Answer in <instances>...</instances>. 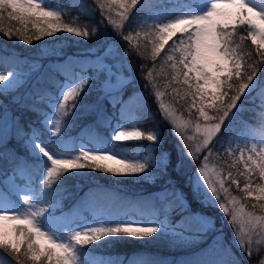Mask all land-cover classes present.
<instances>
[{"label": "snow or ice", "instance_id": "1", "mask_svg": "<svg viewBox=\"0 0 264 264\" xmlns=\"http://www.w3.org/2000/svg\"><path fill=\"white\" fill-rule=\"evenodd\" d=\"M70 6L85 16L99 12L100 20L89 29L87 24L76 23L79 15L65 23L70 9L52 0H0V35L28 46L61 33L87 40L97 36L106 23L128 42L129 48L123 51L125 60L135 54L152 62L151 68L142 64L140 71L146 86L154 89L162 119L179 141L176 155L173 158L170 150L163 149L158 130L145 132L138 126L145 116L154 118L144 106L138 107L140 114L133 117L127 102L117 100L123 122L113 126L99 110L101 98L97 97L95 103L87 100L94 83L104 98L116 99L123 91L125 80L113 71L116 65L107 62L120 51L114 41H101L94 50L88 49L83 59L96 63L78 70L67 59L63 69L47 70L34 61L36 80L32 90L18 99L14 97L13 102L35 113V123L40 126L22 125L15 113L0 105V143L13 129L19 135L27 128L24 146L30 162L17 165L13 171V180L20 176L23 187L0 191V264H164L140 254L122 258L91 253L98 245L125 237H160L183 244L217 232L215 217L192 212L184 193H174L181 212L178 220L172 219V201L152 205L147 218L114 219L110 212L99 211L91 220L77 222L72 216L61 220L52 211L56 204L49 203L47 197L63 188L66 178L84 172L150 176L153 170L167 172L169 167L182 171L186 160L199 161L188 176L193 199L203 207L219 209L233 228V245L249 260L256 257V264H264V111L257 112V108L264 109V84L258 75L264 67V0H70ZM5 19L18 27L5 26ZM126 27L129 30L124 34ZM245 41H250L251 50ZM47 51L45 44L40 56ZM157 63L161 65L160 74H164L165 66L170 70L165 87L171 88L176 103L191 101L187 111L191 117L195 110V120L184 119L174 107L161 102L164 93L153 77ZM23 83L15 66L0 72V96L19 91ZM245 97L251 99L252 108L244 107ZM86 109L89 114L96 111L97 120H103L109 128L108 135L90 132L85 139L68 134L74 115ZM243 111L259 116L260 126L242 120L239 127H234L233 121ZM193 127L195 135L189 136ZM141 140L149 141L147 148L156 154L143 158L130 155L129 142ZM217 148L223 152L215 151ZM212 158L221 165L210 166ZM228 158H233L231 163H225ZM234 190L243 193L245 200L254 201L250 205L253 211L245 210L232 195ZM91 203L103 206L96 197ZM222 252L231 258L225 259ZM184 264H240V260L218 234L202 258Z\"/></svg>", "mask_w": 264, "mask_h": 264}, {"label": "trees", "instance_id": "2", "mask_svg": "<svg viewBox=\"0 0 264 264\" xmlns=\"http://www.w3.org/2000/svg\"><path fill=\"white\" fill-rule=\"evenodd\" d=\"M54 4L63 5L66 8H69L70 11L68 15L65 16L64 22L71 23L74 17L79 15V20L76 23L80 26H84L87 24L89 29L92 26L97 25L98 21L100 20V14L97 12L95 16H85L81 15L76 8H71L70 0H52ZM91 3V0H89ZM139 17V13L137 14ZM5 26H12L18 27L16 22L9 21L5 19L3 21ZM129 29L126 27L124 29V34H127ZM104 41L105 43L109 41H114L118 46L120 51L115 55V59L112 58L108 59L107 62L111 60H118L121 62V65H125L124 72L125 74L131 75V81L123 88V91L120 95L116 96V99H113L112 96L108 98H104L100 91L98 90V84L94 83L93 88L91 89V94L87 97L89 103H95L97 101V97L101 98L100 103V112L102 114L107 115L108 119L111 120L112 125H116L117 123H122L121 120V107L117 104V100L122 99L123 101L127 102L131 97L136 95L137 91L144 90L145 94L143 93V103L139 102L135 107V116L139 115L136 109L140 106H144L145 111H150L153 114V119H149L145 116L143 122L138 125L141 127V130L147 132L151 130H158L160 135V140L162 142L163 149L170 150L173 154V158L176 155V145L179 143L177 137L173 135V130L171 126L161 117V112L158 109V101L153 95L154 89L146 86V81L143 78V75L140 71V66L142 64H146L148 68L152 67V62L150 60L145 61L138 58L135 54H130L127 59L123 57V51L129 48V44L126 41H123L119 35L112 31L111 28L105 25L100 28L99 33L95 37H91L87 40L83 38H78L74 36H70L66 33L58 34L55 38H49L47 41H34L31 46L18 43L15 38L12 40H8L6 37L0 35V71H9L12 70L15 66V69L21 70L23 72L30 71L32 69V64L34 61L38 60L39 63L45 64L54 58L61 59L62 57L65 58L66 56H85L88 54V49H93L94 46ZM141 43H144L141 40ZM171 43V41L169 42ZM47 44L48 51L44 56H40V49L42 46ZM58 44V45H57ZM246 47L251 50L252 46L250 41H245ZM167 47V46H166ZM150 50V45H149ZM62 58V59H63ZM250 62V61H249ZM131 65L129 67L128 65ZM161 65L157 63L156 71L153 73L154 83L158 86V89L164 93L162 97V101L170 103L178 112L182 115L195 119L197 114L195 110H192L191 117L187 111L188 104L191 103L189 100L188 103H184L181 100L179 103L173 99V94L171 93V88H166L165 85L167 81L170 79V70L165 66L164 74H160ZM260 76V82L264 84V67H262L261 72L258 73ZM54 79H59V77L54 76ZM32 81V77L27 80L26 83L23 84L22 87L19 88V91H10L5 93V95L0 96V105L3 107L8 108L10 113H15L20 120L22 125H29L30 123L33 124L35 127H39L38 123H35L38 120V117L35 113L26 111L20 105H17L13 102V98H19L20 96L24 95L26 90L29 88ZM176 86V85H173ZM143 92V91H142ZM234 94V93H233ZM116 95V94H115ZM255 95V93H253ZM244 107L245 108H252L253 104L249 97L244 98ZM256 104H259V100L256 101ZM264 111V109L257 108V112ZM215 115V113H213ZM260 119L259 116L255 115L251 111H243L237 114L236 119L233 121L234 127H239L240 122L247 121L251 125L255 127H259V123L257 121ZM27 131L25 128L21 133L18 135L16 131L13 129L10 135V139L7 143L0 147V191H4L6 189L3 188L1 180L4 177L9 176L13 173L14 169L17 165L23 166L26 163L30 162L27 160V153L24 146V132ZM109 128L105 126L103 120L98 121L96 111H91L89 114V110H85L83 114L76 113L74 115V123L70 127L68 134L73 137H84L87 138L90 132H98L101 135H108ZM149 141L142 140V141H135L129 142L128 152L129 154H139L141 158L148 156L151 153V150L147 148ZM217 152H223V149L217 148L215 149ZM238 153V152H237ZM155 155L156 153H151ZM238 156V154H237ZM233 158H228L225 163H231ZM212 161L218 167L221 165V161L212 158ZM199 166V161L195 163H191L188 160L185 161V167L182 171H176L173 167H169L167 172H161L159 170H153L157 176L156 183H148L144 182H133L129 179H120L119 181L116 180L115 176L104 174L100 172H84L79 175L66 178L64 181V187L59 188L50 195H48L47 199L49 203L51 201L57 200L61 198L63 201V206L57 210L56 213H59L60 216L57 219H63L64 217L72 216L78 222H82L84 217H91L95 212L101 208V204L93 205L91 200L89 205L86 207L83 205V199L85 198L86 193L91 188H103L104 191L108 195L109 204L106 205V208H110V211H106L107 213H111L114 219H120L124 217V219L128 216L129 213L138 214L140 217H147L146 212H141L145 206L151 208L152 205H159L162 204L167 198L164 196L163 199H156L153 200L150 196L156 195V192L162 189V186L171 185L174 186L176 189H179L182 193H184L187 198L188 202L191 206L192 212H202L207 215H211L215 217V224L218 226H222L224 228L225 222H227L226 217H222V212H220L217 208L211 207H203L200 203L192 197L191 187L188 183V176L191 175L195 168ZM239 170L243 171L242 164L238 165ZM227 170V169H225ZM235 171V169H233ZM16 179L24 183V180L17 176ZM102 182L110 183V184H122L125 185L129 189L130 196H134L140 194L142 196H147L150 198H145L146 201H143L145 204L139 205V211L136 209H112V201L120 198L122 196L123 190L120 188H115L113 190L109 189L108 187H103ZM131 192V193H130ZM232 195L236 196L240 203L245 205V208L248 211H253L250 207L254 201L252 200H245L243 197V193L239 191H232ZM103 196H96L101 201ZM174 196L170 197L173 198ZM106 198V197H104ZM168 198V199H170ZM114 202V201H113ZM81 205L83 209L78 211L77 209L73 210V206ZM175 210L172 213V219L178 220L180 219L181 212L179 206L174 207ZM152 210V208H151ZM150 212V211H149ZM76 213H79V216H76ZM143 213V216H142ZM126 214V215H125ZM186 213H183V215ZM56 216V214L54 213ZM221 215V216H219ZM224 216V215H223ZM226 231L227 234H230L228 230L220 229V232ZM206 242L203 245H208L212 238V233L209 232L207 235ZM163 240L167 242L164 238L158 239V241ZM162 242V241H161ZM231 248V252L235 253V255L239 258L240 264H256V257H253L252 260H249L245 255L236 251L233 246H226ZM209 249V248H208ZM207 249L199 250L200 253H196L195 256H198L201 253H206ZM93 255H102V256H112V257H132L136 254H140L146 258H151L154 260L163 261L164 264H176V259L178 254L169 248H165L164 243L154 244L151 239H144L138 240L133 238H121V239H114L110 240L108 243L103 245H98L93 249L91 253ZM264 254V253H262ZM201 258V257H200ZM229 258L230 255H229Z\"/></svg>", "mask_w": 264, "mask_h": 264}, {"label": "rangeland", "instance_id": "3", "mask_svg": "<svg viewBox=\"0 0 264 264\" xmlns=\"http://www.w3.org/2000/svg\"><path fill=\"white\" fill-rule=\"evenodd\" d=\"M58 45V44H57ZM118 55V53H115ZM87 55L85 56H66L65 58H61L59 59L58 58H54L52 60H50L49 62L43 64L45 66V70L51 68V69H57V68H60V69H63L64 67V61L67 59L70 63H71V67L73 69H76L78 70L79 67L81 66H87L89 64H95L96 62L94 60H86V59H83L84 57H86ZM114 58L115 59V55L111 56L110 59ZM108 63H111V64H114L116 65V68L113 69V71L117 72V75L121 76L124 80H125V84L123 86V88L130 82L131 80V75H126L125 72H124V68H125V65H121V62L118 61V60H114V61H110ZM117 69H119V71H117ZM17 71H19L21 74H22V80L24 81V83L27 82V80L29 78L32 77V81H31V84L29 86V88L26 90L25 93L27 92H30L32 90V87L34 86L35 84V80H36V74L35 72L33 71V69H31L29 72H22L18 69H16ZM2 72V71H0ZM113 84H116V78L113 77V80H112ZM23 83V84H24ZM142 91H137L136 95H134L133 97H131L128 101H127V105L131 107V112L129 113V115L131 116H135V111L133 110L134 107L139 103H143V93L145 94L144 90L141 89ZM14 91V90H12ZM115 91L113 92V95H115ZM142 94V96H141ZM163 102L164 104L166 105H171L170 103L168 102H165V101H161ZM172 106V105H171ZM173 107V106H172ZM212 115H214L213 113H210ZM177 115H181L183 116L184 119H189L188 117L182 115L180 112L177 111ZM195 120V119H193ZM253 127H255L254 125H252ZM258 128V127H256ZM11 135V134H10ZM188 135L189 136H194L195 135V132H194V127L188 131ZM10 139V136L9 138H7L4 142L0 143V147L3 146L5 143H7ZM142 141V140H141ZM239 155V153H237ZM210 166L215 164L212 159L210 160ZM116 178L118 179H129L133 182H148V183H156V179H157V176L154 174V173H151L150 176H144V175H141V176H138V177H119V176H115ZM3 184L5 186V188L7 190H11V191H14V186H20V187H23L24 185L23 184H20L19 182H17L16 180H13V176H9L8 178L6 179H3ZM258 182V181H257ZM102 186L103 187H108L109 189L113 190L115 188H120L121 190H123V193H122V196L121 197H124L123 200L121 199H117L119 202H116L114 204H112V209H136V211L140 212L139 211V205L140 204H145L143 201H146L145 198H153L156 199L157 201L159 199H162V197L164 198V190L165 189H168V194L166 195V200L163 202V203H168L169 201H172L174 202V207L175 206H179L178 205V202L175 201V191H179L181 192L179 189H176L174 186H171V185H167V186H162V189L158 190L156 192V194H158V196L156 195H152L150 197H147V196H142L140 194H137V195H134L133 197L130 196L129 194H126V193H129V189L125 186V185H122V184H110V183H106V182H102ZM131 193V192H130ZM21 195H23V193H21ZM174 196L173 198H170ZM170 198V199H168ZM113 201H116V200H113ZM59 202V203H57ZM56 203V208H59L60 206H62V202L61 201H57ZM85 204H88V200H85L84 201ZM101 202H102V205L101 208L96 212V214H98L99 211H104L105 214H106V211H110V208H106V205L109 204L110 201H108V198H104L102 197L101 198ZM113 203V202H112ZM162 203V204H163ZM159 205H160V202H159ZM246 211H248L246 208H245ZM151 212V208L145 206L144 209L141 211V212H146L147 213V216L148 214ZM198 212V211H197ZM221 212V211H220ZM184 215H187L184 214ZM221 216V215H219ZM129 217L131 218H134V219H141V218H147V217H140L138 214H134V213H129L128 216L125 218V219H128ZM222 217H225L222 215ZM87 220H91V219H87ZM216 229H217V232H211L212 233V238H211V241L209 242L208 245H203L205 242H206V239L207 237L204 236L202 239L201 238H198V237H193L188 243H183V244H179V243H173V242H170L169 239L167 238H164L167 242L163 241V240H160L158 241V239H160V237H157L155 239H151V241H153L154 244H157L158 243H164L165 244V248H169L170 250L177 252V253H182V254H178L176 257V264H184V261L186 260H193V259H198V258H202L206 253H201L199 254L198 256H195L196 253H200L199 250H202V249H208L212 244H213V239L214 237H216L218 234H222V242L225 246H233L236 251H239L238 248L235 247V245H233L232 243V240H233V228L229 226V224L227 222H225L224 224V228H222V226H218L216 225ZM220 229H225V230H228L230 232V234H227L226 231H223V232H220ZM162 241V242H161ZM222 254L224 255V258L225 259H230L229 258V254L227 253H223ZM242 254V253H241Z\"/></svg>", "mask_w": 264, "mask_h": 264}]
</instances>
